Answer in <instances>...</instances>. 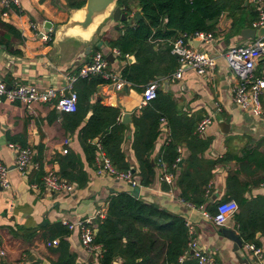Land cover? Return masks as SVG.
<instances>
[{"label":"crops","instance_id":"obj_1","mask_svg":"<svg viewBox=\"0 0 264 264\" xmlns=\"http://www.w3.org/2000/svg\"><path fill=\"white\" fill-rule=\"evenodd\" d=\"M81 1L18 0V5L10 8L6 18L2 17L4 10L0 6V81L11 87L65 88L69 78L88 64L95 52H101L106 59L112 54V58L107 59V70L124 81L123 70L136 64V58L133 55L121 57L118 51L110 50L104 43V40H114L122 34L123 22L105 21L89 43L69 38L55 45L54 39L49 40L51 32H46L45 24L49 23L53 28L65 24ZM238 1H233L234 6ZM263 7L262 0H244L233 12H223L219 16L213 32H200L214 38L212 43L198 45V49L215 59V70L209 78L200 77L193 69L179 65L167 51L174 40L154 43L155 53L145 62L143 75L153 76L147 85L156 83L158 92L170 95L172 104L168 115L175 121L172 128L166 118L159 122V134L149 153L155 175L147 187L140 185L133 125V119L141 116L144 109L139 106L146 84L133 85L125 81V87L118 91L104 80L106 83L97 86L84 104L89 108L83 118L59 111L54 104H34L26 108L18 103H0V157L8 168L9 184V189L0 188V249L4 252L0 264H53L57 255L52 249L58 244L47 245L53 240L58 243L65 240L69 244L70 252L76 256V264H98L99 258L86 253L82 247L79 231H69L62 222L88 220L95 231L94 220L105 218L111 198L126 193L132 195L135 189L143 202L182 217L192 228L191 237L197 246L218 264H264V235L255 232L252 225L254 240L261 245L262 258H256L246 249V244L253 243L239 238V219L243 220L245 214L250 220L252 215L258 222L264 220V190L261 189L264 183V116H254L251 111H241L234 105L232 91L238 80L228 71L223 59L229 48L250 45L262 37L258 34L259 29L253 28V23ZM139 10L134 5L131 17ZM235 20L240 27L233 26ZM246 29L255 30L256 35L250 38L252 34L245 33L244 37L242 31ZM194 42L197 41L188 40L192 47ZM87 46L91 47L88 55L85 54ZM15 51L18 54H14ZM179 70L180 78L176 79ZM254 74L257 78L264 77V60L258 62ZM81 80L73 84V92ZM97 104L119 112L117 120L125 131L120 145L123 159L117 165L126 166V172L118 171L105 156L100 146L101 136L93 140L95 159L90 160L81 131ZM124 114L130 115L125 124L122 123ZM206 117H210L212 123L198 134L197 126ZM187 122L195 124L192 138L184 129ZM175 130L181 165L171 170L173 182L167 185L160 181L163 172L169 173L161 159L173 141ZM198 141L209 143L202 149L197 145ZM9 145L31 152V163L24 175L16 169V156ZM101 155L117 172H129L139 187L131 188L125 181L98 173L96 158ZM190 155H195L197 161L213 163L203 210L189 207L192 205L181 198L177 185ZM48 171L73 185V192L58 194L44 189L42 177ZM192 177L198 181L194 174ZM189 196L197 198V194ZM229 200L234 201L238 209L224 226L216 227L202 215L203 211L214 212L219 203ZM242 200L248 204L244 213L240 209ZM97 213L103 214V218ZM232 234L241 243L237 252L233 249L235 242L229 237ZM114 264H120V261Z\"/></svg>","mask_w":264,"mask_h":264},{"label":"trees","instance_id":"obj_2","mask_svg":"<svg viewBox=\"0 0 264 264\" xmlns=\"http://www.w3.org/2000/svg\"><path fill=\"white\" fill-rule=\"evenodd\" d=\"M85 1L78 3L76 8H81ZM233 1L118 0L117 7L129 21L122 23L123 32L118 38L104 40V43L110 50L118 51L121 57L133 55L136 58V64L123 70L124 81L133 85H147L153 76L143 75V72L145 62L155 53L154 43L173 41L183 34L193 36L200 32H213L219 16L223 12H233L244 0H239L235 6ZM134 5L140 9L141 19L131 17ZM236 21L238 20L233 22V26L240 27V24L236 25ZM48 38L52 41L53 35L50 34ZM158 48L157 50L160 49ZM170 50L171 47L167 48L168 53ZM13 53L18 54L16 51ZM105 83L100 76L79 81L75 88L76 111L68 114L83 118L89 108L84 104L96 87ZM169 96L157 91L156 97L144 106L141 116L133 119L134 151L139 162L140 185L143 187L149 186L154 179V167L150 163L149 153L159 134L161 118H166L170 127H174L175 119L168 115L172 104ZM118 115L117 109L97 104L81 132L92 162L95 159L93 140L101 136L100 146L105 156L118 171L126 172L128 170L126 166L117 165L118 161L123 159L120 145L125 131V127L117 120ZM184 129L188 137L192 138L195 124L187 122ZM172 137L173 141L168 144L161 159L169 173L178 166L177 160H181L177 152L179 141H175L176 130L172 132ZM208 143L198 141L197 145L203 149ZM211 167L213 163L197 161L195 155H190L178 179L181 198L197 209L205 205ZM192 174L196 176L197 182L194 181ZM189 194H197V198H192ZM247 205V202L242 200L240 209L243 213ZM207 213L214 215L215 211ZM248 217L245 214L243 220L239 219V238L253 243L255 248H260L261 245L254 240L252 225L255 232L260 231L264 235V220L258 222L255 215H252L251 222ZM89 224L92 225L90 222ZM94 224L97 233L94 235L93 243L102 248L98 264H114L117 260L120 264H197V260L190 255L187 247L192 237L186 221L182 217L147 204L130 193L112 197L105 218L95 219ZM52 252L57 255V260L53 264H76V256L70 252L69 244L65 240H61Z\"/></svg>","mask_w":264,"mask_h":264},{"label":"built area","instance_id":"obj_3","mask_svg":"<svg viewBox=\"0 0 264 264\" xmlns=\"http://www.w3.org/2000/svg\"><path fill=\"white\" fill-rule=\"evenodd\" d=\"M264 2V0H262ZM18 0H0V6L3 8L2 17L8 16V11L12 6H17ZM254 29L264 28V7L258 13L257 20L253 23ZM45 38V37H44ZM195 40L199 44L212 43L214 38L210 34L197 33L192 37L182 36L175 39L171 43V54L176 57L179 65L187 66L194 70L196 75L200 77L209 78L212 77L215 70V59L209 55L201 52L198 48L192 47L188 40ZM223 59L225 61L228 71L238 82L233 87L232 102L241 111H251L254 116H264V77L257 78L254 74L255 68L259 61L264 60V35L258 38L250 45H242L229 48L224 54ZM108 61L101 52H95L90 62L82 66L78 73L69 78L68 84L65 88H47L40 90L35 86L19 85L16 87L7 88V85L0 81V103H18L26 108L31 107L34 104H54L55 108L59 111L66 113H73L76 111L77 95L72 91L73 84L80 79H88L94 76H100L103 80L112 84L116 90H122L126 83L115 74L109 72ZM175 78H180V70L175 74ZM68 91V96H64V91ZM157 86L156 83H151L145 88L142 100L140 101L139 109L146 106L150 101L156 97ZM212 123L210 117L204 118L197 126V133L202 134L208 126ZM9 148L14 151L16 156V169L25 174L26 170L31 163L32 154L28 149H20L13 145H9ZM100 149V148H99ZM66 154L67 150H63ZM98 164V173L108 174L113 176L117 180L125 181L131 188H137L139 185L132 179L129 172L120 173L117 172L110 164V161L103 157L96 158ZM180 162V160H177ZM8 168L2 163L0 157V188L9 189ZM160 181L171 185L173 182V174L162 173ZM42 187L52 193H71L74 190V186L59 179L52 171H48L42 177ZM261 189L264 190V183L261 184ZM208 195V191H207ZM195 208L194 206H189ZM203 210V207L198 208ZM238 209L237 204L234 201L221 202L216 206L214 215H210L207 212H202V215L209 220L214 226H224L227 219L233 215ZM99 218H103V214L97 213ZM62 225L69 231L77 229L79 231V239L82 247L86 253L95 255L97 258L101 257L102 248L99 245L93 244L94 230L89 225L88 220H81L75 223L63 221ZM188 225V224H187ZM190 235L192 234V228L188 225ZM58 242L53 240L48 242V246H56ZM189 252L192 251V256L197 260V264H218L214 258L205 251H202L196 244V240L191 238L187 244ZM246 249L252 252L256 258H262L263 253L261 249L255 248L252 244H246ZM4 256V252L0 249V257Z\"/></svg>","mask_w":264,"mask_h":264},{"label":"water","instance_id":"obj_4","mask_svg":"<svg viewBox=\"0 0 264 264\" xmlns=\"http://www.w3.org/2000/svg\"><path fill=\"white\" fill-rule=\"evenodd\" d=\"M117 1L118 0H86L85 4L79 8V9H75L71 14L70 17L68 19V21L65 24H62L60 26L57 27H52L51 24L46 23L44 28H47L48 30L46 32H51V34L53 35V39H54V44L58 45V43L64 41L65 39H75V40H79L85 43H89L92 41L94 35L96 34L98 28L107 20H112L114 23H122V22H126L127 21V17L125 15L122 14L121 10L119 7H117ZM80 12L81 13V19L80 20H73L72 16L77 13ZM134 18L136 19H141L140 17V10L138 12H136L134 14ZM91 27L93 28L92 33L90 34L89 38L84 39L81 38L80 36L77 35H73L70 34L69 31L73 30V29H78L80 31H88ZM258 34L262 35L264 34V28H260L258 30ZM252 34V36L250 38H253L256 35V31L252 30V29H246L242 31V35L245 37L244 34ZM180 37H182L180 35ZM249 38V36H247ZM199 43L198 42H194L193 46L195 48H198ZM200 50V49H199ZM91 51V47L87 46L85 48V54L88 55ZM201 52H203L204 50H200ZM112 58V54L107 55V59L110 60ZM161 79V77L159 78ZM164 86H167V84L165 83ZM7 88L10 89L11 86L7 85ZM64 96L67 97L68 96V91L65 90L64 91ZM129 114H124L122 116V123L125 124L127 122H129ZM226 126H228L226 124ZM181 165V162H179V166ZM138 191L135 189L132 192V196L133 197H138ZM97 231H94V234H96ZM231 238L232 241L235 242L233 249L234 251L237 252V250L241 247V243L239 241V239L237 238V236H235L234 234L229 236ZM193 252L190 251V255ZM188 257V256H186ZM92 256H90V262L92 261ZM244 263H247L246 261H243Z\"/></svg>","mask_w":264,"mask_h":264},{"label":"bare ground","instance_id":"obj_5","mask_svg":"<svg viewBox=\"0 0 264 264\" xmlns=\"http://www.w3.org/2000/svg\"><path fill=\"white\" fill-rule=\"evenodd\" d=\"M73 20H80L81 19V13L77 12L72 16ZM94 27H91L88 31H80L78 29H73L70 32V34L80 36L81 38L87 39L89 38L90 34L92 33Z\"/></svg>","mask_w":264,"mask_h":264}]
</instances>
